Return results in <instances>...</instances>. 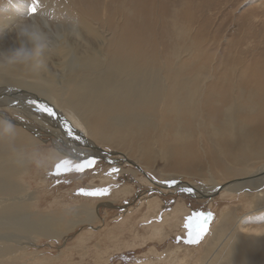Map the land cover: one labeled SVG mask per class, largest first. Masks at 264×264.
<instances>
[{
	"label": "rangeland",
	"instance_id": "1",
	"mask_svg": "<svg viewBox=\"0 0 264 264\" xmlns=\"http://www.w3.org/2000/svg\"><path fill=\"white\" fill-rule=\"evenodd\" d=\"M14 1L0 0L1 16L11 14ZM25 1L28 3L24 4L26 8L17 13L18 25L11 24L1 33V44L11 46L13 35L14 38L19 37L23 30H27L20 25L32 22L41 27L40 31L47 33L48 45H52V35L59 33L57 26L68 24L53 22L49 18L51 8L54 10L65 6L74 13H81L82 10L92 14L89 15L92 18L96 15L93 26L97 27L99 33L102 32L105 40L128 29L145 35L142 36L144 39H150L139 46L145 53L172 57V52L176 50L175 54L181 60L194 62L190 64L195 78L199 74L203 77L202 73L208 71V79L204 78L205 82L203 80L200 85L204 83V89L210 88L212 105L218 104L217 96L227 89L213 85L211 74H214V79L215 75L223 77L224 74L232 75L230 79L235 74V79L240 77L239 86L264 90V0H39L40 9L35 16L27 11L32 0ZM44 2L46 7L48 2L51 5L48 15L43 13ZM44 17L49 19V27L43 22ZM80 31L83 34L82 28ZM86 38L89 39L87 35ZM204 100L201 98L199 109L204 132L201 131L202 135L195 132L201 140L193 144L194 160L188 170L182 167L177 169L176 162L189 157L175 159L166 154L172 140L161 132L155 134L154 141L159 142L152 147L149 155L145 152L139 155L137 151L141 146L145 148L143 144L149 142L147 138L153 133L128 146H124L125 143L121 147L98 143L101 149L114 152L117 156L121 152L134 160L148 173L152 182L133 165L114 162L116 155L111 158L113 161L96 156V152L92 153L94 156H89V152L76 155L55 134L48 133L51 131L38 123L37 128L29 124V128L41 136L36 138L43 143L30 152L28 171L21 180L29 193L37 192V199L29 209L42 216L54 217L51 222L55 221L54 225L59 228L56 230L67 233L52 239L36 236L31 238L33 244L26 243L25 247L15 245L16 251L0 255V264H204L207 253L213 248L221 253L216 259L210 258V264L214 260L216 264H232L229 252L235 247L243 252L241 255L246 257L249 264H252L251 261L264 264V235L253 231L264 228V197L255 199L256 194H250L245 189L241 193L226 192L228 185L241 181L247 175L226 173V168H239L225 162L224 156L216 155L214 159L210 153V132H206L209 123L205 117L209 118L213 110L209 108L208 111L203 107ZM197 110L192 111L198 115ZM187 114L182 120L189 118ZM78 129L86 132L82 127ZM60 148L76 158L63 155ZM82 149L87 150L84 146ZM53 153L64 157L55 158ZM85 157L94 159L95 166L82 173L55 174V166L60 161L67 159L73 164L82 163ZM113 169L118 171L113 172ZM210 173L218 181L217 188L223 184L225 187L219 192L216 189L211 191V198L206 199L192 190L187 191V185L205 186ZM81 189H107L108 193L89 197L80 195ZM91 209L96 212V218L89 221L88 214L84 213H89L87 210ZM51 212H55L53 216ZM198 213L205 216L211 214L212 218L207 221V232L199 243L189 244V234L195 236L205 226ZM56 215L59 218L56 219ZM83 220L86 221L84 224ZM69 226H73V229Z\"/></svg>",
	"mask_w": 264,
	"mask_h": 264
},
{
	"label": "bare ground",
	"instance_id": "2",
	"mask_svg": "<svg viewBox=\"0 0 264 264\" xmlns=\"http://www.w3.org/2000/svg\"><path fill=\"white\" fill-rule=\"evenodd\" d=\"M13 3L9 16L0 14V37L11 24L18 23L17 13L26 8L24 4H28L25 0H15ZM47 5L43 13L48 15L51 5L49 2ZM51 12L49 18L53 22L68 24L60 23L61 26H57L58 38L52 35L54 40L51 48L47 33L40 31L41 27L32 22L20 25L27 30H23V35L21 33L19 37L14 38L13 35L11 46L1 44L0 38V255L16 251L15 245H32L31 238L36 236L52 239L67 233L64 229V233L56 230L59 228L54 225L55 221L51 222L54 217L42 216L29 209L37 199V192L29 193L21 180L28 171L30 152L43 144L38 139L41 136L32 131L29 124L37 128L38 123L51 131L48 133L55 134L76 155L89 152V156H94L92 153L96 152L95 155L102 156L104 160L129 163L152 182L148 173L134 160L121 152L117 156L114 152L101 149L100 144L121 147L125 143L124 146H128L129 143L147 138L146 134L153 133L147 138V144L142 143L146 149L141 146L137 151L139 155L144 152L149 155L152 147L159 142L154 141L155 134L161 132L172 140L165 150L166 154L175 159L189 157L176 162L177 169L182 167L188 170L194 160L193 144L201 140L195 132L201 134L203 131L199 109L201 98H204L203 107L213 110L209 118L205 117L209 123L206 132H210V153L214 159L216 155L224 156L225 162L239 168H226V173L247 175L244 180L228 185L226 192L241 193L245 189L250 194H256L255 199L264 197V90H249L239 86L240 77L235 79V74L230 79V74H224L223 77L215 75V79L212 77L214 74H211L210 82L213 85L227 89L217 96L218 104L212 105L210 88L204 89V83L200 85L208 79V71L202 73L203 77L199 74L195 78L190 64L194 62L181 60L175 54L176 50L172 52V57L150 55L139 48L145 41H150L142 37L145 35L127 29L105 40L102 32L99 33L97 27L93 26L96 15L92 18L89 16L92 14L82 10L81 13H74L65 6L54 10L51 8ZM44 18L43 22L49 27V19ZM37 105L52 108L55 116L39 111ZM193 109H198V115ZM185 114L189 118L182 120ZM78 127L86 132H80ZM82 146L87 150L84 151ZM131 149L135 153L134 148ZM60 150L63 155L76 158L64 149ZM53 154L49 155L52 157ZM63 155L56 153L55 158ZM114 155L117 158L112 160ZM210 176L205 186H187L200 197L211 198L212 192L215 189L219 192L225 184L217 188L218 181L212 178L211 173ZM125 191L128 189L125 188ZM87 211L89 213L84 214H88L89 221L96 218V212L92 209ZM51 213L53 216L55 212ZM57 215L56 219L59 218ZM253 231L264 235V228ZM219 253V249L210 250L204 264H210V258L216 259ZM229 253L232 264H249L238 248L235 247ZM251 262L258 264L256 261Z\"/></svg>",
	"mask_w": 264,
	"mask_h": 264
},
{
	"label": "snow or ice",
	"instance_id": "3",
	"mask_svg": "<svg viewBox=\"0 0 264 264\" xmlns=\"http://www.w3.org/2000/svg\"><path fill=\"white\" fill-rule=\"evenodd\" d=\"M40 8L39 0H32V5L30 8H28V14L35 16L38 13V10ZM38 110L41 112L46 113L48 116H55V112L52 108L48 107L47 105H37ZM69 134H71V130L69 129ZM96 164V161L94 159H86L82 163H75L73 164L69 160H62L59 163L56 164L55 166V174L57 176L66 174L68 172H78L82 173L86 169H90L94 167ZM113 172L118 171L117 169H113ZM187 191L191 192V189H187ZM108 190L107 189H96L92 191H86L81 189L79 194L84 195V196H89V197H98V196H104L107 195ZM197 216L201 217L204 221L203 227H201L199 233H197L195 236H193L191 233L189 234V238L187 240V243L189 244H197L199 241L202 239L203 235L207 232V221L210 220L211 214H208L205 216L203 213H198Z\"/></svg>",
	"mask_w": 264,
	"mask_h": 264
},
{
	"label": "water",
	"instance_id": "4",
	"mask_svg": "<svg viewBox=\"0 0 264 264\" xmlns=\"http://www.w3.org/2000/svg\"><path fill=\"white\" fill-rule=\"evenodd\" d=\"M84 160H86V159H83V160H81V161H84ZM81 161H80V162H81Z\"/></svg>",
	"mask_w": 264,
	"mask_h": 264
}]
</instances>
